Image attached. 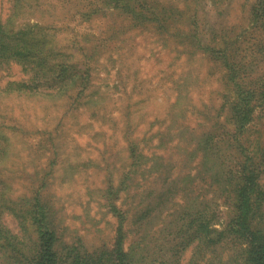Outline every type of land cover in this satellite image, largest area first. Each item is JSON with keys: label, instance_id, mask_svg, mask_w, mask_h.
Instances as JSON below:
<instances>
[{"label": "rangeland", "instance_id": "1", "mask_svg": "<svg viewBox=\"0 0 264 264\" xmlns=\"http://www.w3.org/2000/svg\"><path fill=\"white\" fill-rule=\"evenodd\" d=\"M256 1L0 0V25L30 30L46 59L45 74L14 62L0 68L6 206L26 209L37 192L61 248L87 251L113 242L118 221L110 207L117 206L126 246L149 233L152 264L167 260L168 224L184 205H206V224L222 231L234 216L235 183L227 177L242 155L260 164L264 195V106L237 134L233 88L215 59L223 46L247 44ZM32 76L41 81L37 91L8 86ZM262 212L264 228V201ZM2 218L22 237L12 212ZM241 249L236 240L224 243L207 262L244 264ZM192 255L186 250L181 264ZM0 264H7L1 253Z\"/></svg>", "mask_w": 264, "mask_h": 264}, {"label": "trees", "instance_id": "2", "mask_svg": "<svg viewBox=\"0 0 264 264\" xmlns=\"http://www.w3.org/2000/svg\"><path fill=\"white\" fill-rule=\"evenodd\" d=\"M249 17L247 44L244 47L239 46L238 49L234 48L236 44L226 45L215 53V59H222L225 64L226 79L233 88L235 102L232 105V119L239 135L244 134L246 126L252 122L254 109L259 105L264 106V0L255 2ZM31 33L30 30L7 32L0 25V68L14 62L39 69L37 73H46L43 66L46 59L38 50L42 49L43 44L37 42V38L29 37ZM232 52L240 54L230 55ZM36 54L41 56L35 57ZM41 65L43 68L40 69ZM37 80V76H32L26 82L11 83L8 86L13 85L17 92L37 91L39 85H42ZM60 80L59 83H62L64 78ZM55 85L56 83L49 87ZM235 140L237 146L243 150L237 135ZM253 163V156L242 155L237 172L230 171L227 177L231 185L235 183L232 190L234 216L222 231L218 232L206 224V205L200 206L203 208L198 207V210H193L191 205L182 206L183 210H179L168 224L172 229V239L168 240L172 242V246L170 254H163L167 260H161V264H181L182 255L188 249H193L188 264H208L210 260L207 255L210 249L234 240L242 246L240 256L244 264H264V228L259 224V220L263 218L264 195L260 190V164L258 167L254 164L253 167ZM4 197L5 194L0 191V253L7 264H152L156 261L151 259L153 252L144 250L149 233L139 238L137 245L134 242L126 246L128 232L124 227L125 218L117 206L110 207L118 221L113 242L109 246L87 251L82 246L79 248L65 245L61 248L47 208L37 204V192L31 194L32 205L18 211L6 206ZM5 211L12 212L17 219L22 237L11 233L4 224L2 215ZM162 227L154 232H164ZM165 239L169 237L166 236Z\"/></svg>", "mask_w": 264, "mask_h": 264}]
</instances>
